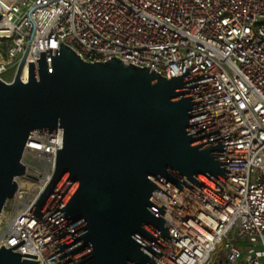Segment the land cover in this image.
Returning a JSON list of instances; mask_svg holds the SVG:
<instances>
[{
	"label": "water",
	"instance_id": "obj_1",
	"mask_svg": "<svg viewBox=\"0 0 264 264\" xmlns=\"http://www.w3.org/2000/svg\"><path fill=\"white\" fill-rule=\"evenodd\" d=\"M23 62L12 82L0 79V217L30 134L59 127L55 169L31 212L50 227L61 264H154L180 190L195 184L215 198L230 172L191 68L160 75L121 58L88 62L62 40L29 62L28 82ZM24 242L2 244L0 264H41L13 250Z\"/></svg>",
	"mask_w": 264,
	"mask_h": 264
},
{
	"label": "built area",
	"instance_id": "obj_2",
	"mask_svg": "<svg viewBox=\"0 0 264 264\" xmlns=\"http://www.w3.org/2000/svg\"><path fill=\"white\" fill-rule=\"evenodd\" d=\"M0 79L20 78L61 40L88 62L121 58L160 75L191 68L231 158L213 198L193 184L162 216L171 238L154 264H264V0H0ZM56 134L33 131L0 246L61 264L31 210L55 169ZM4 207V209H5Z\"/></svg>",
	"mask_w": 264,
	"mask_h": 264
},
{
	"label": "rangeland",
	"instance_id": "obj_3",
	"mask_svg": "<svg viewBox=\"0 0 264 264\" xmlns=\"http://www.w3.org/2000/svg\"><path fill=\"white\" fill-rule=\"evenodd\" d=\"M9 212H10V205H8L7 207H5L3 214L6 216V215H8Z\"/></svg>",
	"mask_w": 264,
	"mask_h": 264
}]
</instances>
